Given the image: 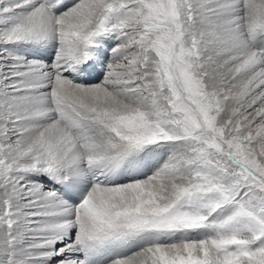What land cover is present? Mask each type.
I'll return each instance as SVG.
<instances>
[{
	"label": "snow or ice",
	"instance_id": "snow-or-ice-1",
	"mask_svg": "<svg viewBox=\"0 0 264 264\" xmlns=\"http://www.w3.org/2000/svg\"><path fill=\"white\" fill-rule=\"evenodd\" d=\"M0 264H264V0H0Z\"/></svg>",
	"mask_w": 264,
	"mask_h": 264
}]
</instances>
